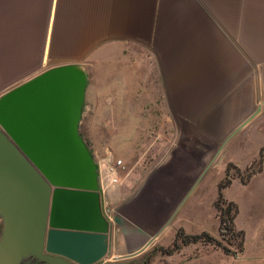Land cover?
Listing matches in <instances>:
<instances>
[{
  "label": "crops",
  "instance_id": "crops-1",
  "mask_svg": "<svg viewBox=\"0 0 264 264\" xmlns=\"http://www.w3.org/2000/svg\"><path fill=\"white\" fill-rule=\"evenodd\" d=\"M117 58L143 59L147 65L154 59L174 121L182 118L178 107H190L189 120L197 123L238 122L232 134L258 114L264 99V0H0V93L52 65L78 62L87 71L101 59ZM157 134L179 137L181 132ZM176 144H169L142 179L152 187L162 186L159 206L124 198L123 189L111 183L121 181L110 176L116 164L91 150L98 163L102 203L108 204V216L114 219L110 255L121 246L137 249L160 229V244L174 238L177 228L169 226L170 212L181 199V181L193 176L191 169L181 172L172 149ZM177 224L195 233L185 228L180 216ZM167 228L171 231L165 235ZM194 244H181L168 254H182Z\"/></svg>",
  "mask_w": 264,
  "mask_h": 264
},
{
  "label": "rangeland",
  "instance_id": "rangeland-1",
  "mask_svg": "<svg viewBox=\"0 0 264 264\" xmlns=\"http://www.w3.org/2000/svg\"><path fill=\"white\" fill-rule=\"evenodd\" d=\"M149 60V65L143 59L126 58L101 59L96 66L88 65L79 132L97 156H110L112 162L121 158L115 171L110 173V176L121 181L111 183H117L123 189L121 193H124V198L129 196L136 203L147 206L149 203L157 206L161 204L162 186L152 187L142 179L165 154L169 144L177 142L172 149L180 159L181 172L185 175L191 169L193 176L191 181L180 183L181 199L173 203L169 226L178 228L180 216L186 229L207 231L229 250L224 252L216 244L197 241L195 246L185 248L182 254L174 256L163 252L170 242L160 244L156 236L137 254L113 259L109 252L103 257V262L264 264V159L260 171L248 181H240V178L248 179L251 171L257 167L258 149L264 143V99L259 102L258 114L232 134L230 132L238 122L197 123L189 120L187 112L191 111L190 107H178L182 118L174 121L171 115L173 107H169L166 102L156 63L154 59ZM131 67L134 69L126 72ZM158 131H180L181 134H178L179 137H169L171 134L158 137ZM229 133L231 135L217 151ZM118 152L123 156L116 155ZM226 177L230 182L221 188V192L226 199L236 203L234 225L244 232L243 249L238 252L233 251L238 236L235 233L223 232L221 235L218 232V212L214 203L217 183ZM151 187L153 191L149 193ZM175 216L176 223L173 222ZM170 231L167 228L165 235ZM128 251V247L121 246L116 252L123 254ZM192 255L191 260L187 258ZM181 257V263H178Z\"/></svg>",
  "mask_w": 264,
  "mask_h": 264
},
{
  "label": "water",
  "instance_id": "water-1",
  "mask_svg": "<svg viewBox=\"0 0 264 264\" xmlns=\"http://www.w3.org/2000/svg\"><path fill=\"white\" fill-rule=\"evenodd\" d=\"M86 86L70 62L0 93V264H105L113 220L78 129Z\"/></svg>",
  "mask_w": 264,
  "mask_h": 264
},
{
  "label": "trees",
  "instance_id": "trees-1",
  "mask_svg": "<svg viewBox=\"0 0 264 264\" xmlns=\"http://www.w3.org/2000/svg\"><path fill=\"white\" fill-rule=\"evenodd\" d=\"M264 148V145L259 148L258 156L256 158L257 167L255 170L251 171V173L260 170L261 165V159L263 157L262 149ZM247 178H240V181H246ZM230 182L229 178H225L223 181H219L217 183V195L216 200L214 203V206L217 210V217H218V232L219 234L225 233H235L238 236V241L236 245V249L233 250L234 252L242 251L243 249V239H244V232L241 228H235L234 225V217L237 213V205L236 203L231 199H226L222 192L221 188L226 186ZM227 221V222H225ZM207 242L216 244L219 246L224 252H227L229 249L221 243L220 240L215 238L213 235L208 233L207 231H200L195 233H186L183 231L181 227H178L175 230L174 238L172 239L170 245L163 248V252L165 253H171L175 250H177L181 244H186L189 242Z\"/></svg>",
  "mask_w": 264,
  "mask_h": 264
},
{
  "label": "built area",
  "instance_id": "built-area-1",
  "mask_svg": "<svg viewBox=\"0 0 264 264\" xmlns=\"http://www.w3.org/2000/svg\"><path fill=\"white\" fill-rule=\"evenodd\" d=\"M114 163H115V164L120 163V159H116V160L114 161ZM112 180H115V177H113Z\"/></svg>",
  "mask_w": 264,
  "mask_h": 264
}]
</instances>
